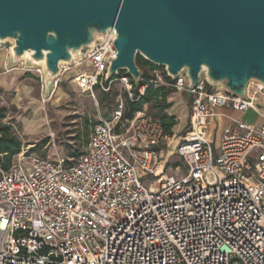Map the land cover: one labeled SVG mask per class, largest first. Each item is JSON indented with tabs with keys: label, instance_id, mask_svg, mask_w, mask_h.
Here are the masks:
<instances>
[{
	"label": "built area",
	"instance_id": "1",
	"mask_svg": "<svg viewBox=\"0 0 264 264\" xmlns=\"http://www.w3.org/2000/svg\"><path fill=\"white\" fill-rule=\"evenodd\" d=\"M113 40L111 32L63 67L49 97L43 69L25 65L42 81L43 103L73 68H80L70 79L82 93L95 98L119 83L132 99L129 76L106 79ZM151 76L141 95L166 87L192 96L191 125L176 147L184 171L146 185L163 167L158 148L174 135L145 107L125 120L117 100L78 159L21 153L9 171L0 168V264H264V115L255 105L264 103V85L251 83L246 98H236L205 81L189 90L184 74ZM221 108L256 112L263 124L231 119L215 159L208 132Z\"/></svg>",
	"mask_w": 264,
	"mask_h": 264
},
{
	"label": "water",
	"instance_id": "2",
	"mask_svg": "<svg viewBox=\"0 0 264 264\" xmlns=\"http://www.w3.org/2000/svg\"><path fill=\"white\" fill-rule=\"evenodd\" d=\"M114 33L107 81L122 74L139 87L141 57L188 89L246 98L264 85V0H0V47L11 62L44 71L49 97L63 67H73ZM264 115V103L255 104Z\"/></svg>",
	"mask_w": 264,
	"mask_h": 264
},
{
	"label": "rangeland",
	"instance_id": "3",
	"mask_svg": "<svg viewBox=\"0 0 264 264\" xmlns=\"http://www.w3.org/2000/svg\"><path fill=\"white\" fill-rule=\"evenodd\" d=\"M26 63V60L12 63L11 49L0 47V110H4L6 114L2 123L10 125L12 133L21 140L20 154L26 153L46 159H53L60 155L68 161L78 159L79 157L74 158L73 155L78 152L82 155L86 153L94 127L101 119L110 118L117 100L122 99L126 105V89L119 83L114 84L111 97L117 94L115 103L101 104L100 100L103 97L101 92H97L96 97L93 98L77 88L70 77L77 74L80 68H73L61 79L49 102L43 103L42 81L35 72L24 70ZM155 70H159L165 76L166 72L163 68L150 70L149 73L152 75ZM87 71L91 72L89 69ZM172 94L174 95V92ZM186 100L191 105V100L188 98ZM175 104L171 105L164 114L169 116L176 114ZM145 108L149 114L154 113L150 106ZM245 120L257 126L263 124V120H258L253 113L247 115ZM174 130L173 142L158 148L164 156L163 167L157 176L145 178L148 186H153L152 184L159 177L174 174L177 166H180L182 170L185 169L176 153V147L179 140L183 138V133H179L180 127ZM220 135L218 131L210 139L215 159ZM138 149L145 150L142 147ZM18 155L14 156L12 165L17 161Z\"/></svg>",
	"mask_w": 264,
	"mask_h": 264
},
{
	"label": "trees",
	"instance_id": "4",
	"mask_svg": "<svg viewBox=\"0 0 264 264\" xmlns=\"http://www.w3.org/2000/svg\"><path fill=\"white\" fill-rule=\"evenodd\" d=\"M137 63L143 72V77L139 87H136L131 79V83L133 85V98L130 99L128 94L125 95L126 107L124 119L131 120L138 111L142 110L145 106H150L152 111H154L152 115L160 120L164 129L168 133L173 135V129L177 125L176 118L169 116L168 114H164V112L169 110L171 107V103L168 102V98L174 91L166 87H161L156 90L152 87H148L144 95H141L139 90L143 86L148 85L152 77L149 71L157 68L146 62L141 57L137 59ZM165 78L170 81V78L166 73ZM111 90L108 93H102L103 97L100 100L101 104L107 102L109 105H112L115 103L117 94H114V96L111 97ZM5 118L6 114L4 110H0V168L3 172L9 171L12 166L14 156L20 154L22 149V142L12 133V127L2 123ZM81 156L82 154L80 152L73 155L74 158Z\"/></svg>",
	"mask_w": 264,
	"mask_h": 264
},
{
	"label": "crops",
	"instance_id": "5",
	"mask_svg": "<svg viewBox=\"0 0 264 264\" xmlns=\"http://www.w3.org/2000/svg\"><path fill=\"white\" fill-rule=\"evenodd\" d=\"M187 98L190 99L192 103V96L190 94H186L182 92L174 91V95L171 94V96L168 98V100H170L169 103H171V105H174L176 103L175 107H177L176 114L170 115L176 118L177 125L174 127V129L180 127L179 133L181 134L183 133V135L186 134V132L189 130L191 125V118H192V109L190 103L186 100ZM250 113H253V116H256L258 120L260 119L263 120L261 116H259L256 112H252V111L242 114L226 108L218 109L216 111L217 116L214 119H212L209 125V132H208L209 139L213 138L216 135V133L220 131L221 135L217 146L219 147L225 129L231 124V119H240L246 121L245 117H247V115H249ZM246 122L249 123L248 121ZM174 129H173V133H174L173 135L175 136ZM183 171L184 170H182L180 166H177L175 168V173L172 175H180V173Z\"/></svg>",
	"mask_w": 264,
	"mask_h": 264
}]
</instances>
